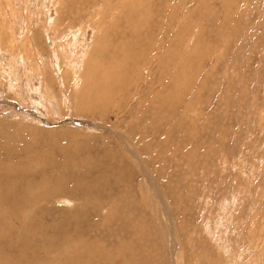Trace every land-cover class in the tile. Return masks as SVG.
<instances>
[{
  "label": "rangeland",
  "instance_id": "374dc122",
  "mask_svg": "<svg viewBox=\"0 0 264 264\" xmlns=\"http://www.w3.org/2000/svg\"><path fill=\"white\" fill-rule=\"evenodd\" d=\"M0 264H264V0H0Z\"/></svg>",
  "mask_w": 264,
  "mask_h": 264
},
{
  "label": "bare ground",
  "instance_id": "6f19581e",
  "mask_svg": "<svg viewBox=\"0 0 264 264\" xmlns=\"http://www.w3.org/2000/svg\"><path fill=\"white\" fill-rule=\"evenodd\" d=\"M98 26H99V25H98ZM54 41H55V40H54ZM54 41H53V42H54ZM93 249H94V248H93ZM95 249H96V248H95ZM89 250H90V249H89ZM94 251H95V250H94ZM92 252H93V250H92ZM93 255H94V253H93ZM97 256H98V255H97ZM112 257H113V256H112ZM114 257H115V256H114ZM107 259H108V258H107ZM106 261H107V260H106ZM100 262H101V261H100ZM102 262H103V261H102ZM105 263H106V262H105Z\"/></svg>",
  "mask_w": 264,
  "mask_h": 264
}]
</instances>
